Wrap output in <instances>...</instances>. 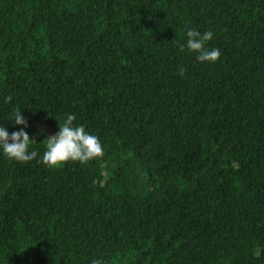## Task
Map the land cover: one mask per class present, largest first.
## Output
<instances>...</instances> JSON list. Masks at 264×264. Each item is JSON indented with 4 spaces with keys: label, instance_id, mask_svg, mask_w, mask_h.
I'll use <instances>...</instances> for the list:
<instances>
[{
    "label": "trees",
    "instance_id": "obj_1",
    "mask_svg": "<svg viewBox=\"0 0 264 264\" xmlns=\"http://www.w3.org/2000/svg\"><path fill=\"white\" fill-rule=\"evenodd\" d=\"M19 112L40 156L69 114L103 156L0 154V264H264V0H0Z\"/></svg>",
    "mask_w": 264,
    "mask_h": 264
},
{
    "label": "clouds",
    "instance_id": "obj_2",
    "mask_svg": "<svg viewBox=\"0 0 264 264\" xmlns=\"http://www.w3.org/2000/svg\"><path fill=\"white\" fill-rule=\"evenodd\" d=\"M186 43L181 45L180 50L186 49L196 54V59L201 63H215L221 56L219 48L207 47L213 40L214 33L206 31L201 33L198 29L190 27L185 32ZM7 102L12 101V97L6 98ZM76 117L67 115L63 126L59 125V130L54 135L46 138L47 144L43 155L40 156L37 150L32 149L36 143L35 138H30L25 130L29 125L21 113L13 114L14 125H21L18 131L9 132L5 125H0V154L9 160L18 163H29L36 160L38 163L54 169L72 161L85 164L95 158L103 156V146L98 136L86 131L83 125L74 126Z\"/></svg>",
    "mask_w": 264,
    "mask_h": 264
},
{
    "label": "rangeland",
    "instance_id": "obj_3",
    "mask_svg": "<svg viewBox=\"0 0 264 264\" xmlns=\"http://www.w3.org/2000/svg\"><path fill=\"white\" fill-rule=\"evenodd\" d=\"M52 136V134H49V137Z\"/></svg>",
    "mask_w": 264,
    "mask_h": 264
}]
</instances>
